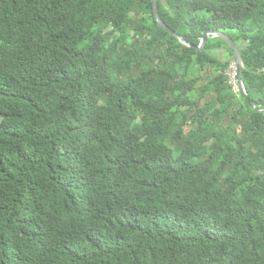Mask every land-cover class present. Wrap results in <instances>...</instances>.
Segmentation results:
<instances>
[{"label":"trees","instance_id":"1","mask_svg":"<svg viewBox=\"0 0 264 264\" xmlns=\"http://www.w3.org/2000/svg\"><path fill=\"white\" fill-rule=\"evenodd\" d=\"M158 10L0 0V264H264V0Z\"/></svg>","mask_w":264,"mask_h":264},{"label":"water","instance_id":"2","mask_svg":"<svg viewBox=\"0 0 264 264\" xmlns=\"http://www.w3.org/2000/svg\"><path fill=\"white\" fill-rule=\"evenodd\" d=\"M153 5H154V10H155V16L157 19L158 24L160 25V27H162L165 31H167L168 33L176 36L184 45L188 46V47H192L191 45H189L188 43H186V41L184 40V38L182 36H180L179 34H177L176 32H174L172 29H170L160 18L159 16V10H158V0H153ZM210 37H214V38H220L222 40H224L229 47L234 51L235 53V57H236V66L239 72V81L242 87H244L245 89V95H247L246 92V88L243 82V71L245 69L243 61H242V57H241V53L239 50L238 45L232 40V38L224 33H218V32H213V31H206L205 32V36L203 39V42L201 44V46H199L197 49L199 51H202L203 48L206 46L208 40ZM255 109L261 113H264V110H259V108L257 106H254Z\"/></svg>","mask_w":264,"mask_h":264},{"label":"rangeland","instance_id":"3","mask_svg":"<svg viewBox=\"0 0 264 264\" xmlns=\"http://www.w3.org/2000/svg\"><path fill=\"white\" fill-rule=\"evenodd\" d=\"M222 58H228V55L225 51H222ZM236 63H232L231 64V67H230V70L228 71V75H229V78H230V84L232 85V87L234 88L235 87V90L234 91H239V83L240 81L238 82V77H236Z\"/></svg>","mask_w":264,"mask_h":264},{"label":"built area","instance_id":"4","mask_svg":"<svg viewBox=\"0 0 264 264\" xmlns=\"http://www.w3.org/2000/svg\"><path fill=\"white\" fill-rule=\"evenodd\" d=\"M236 66V65H235ZM236 77H238V82H239V72H238V69H237V66H236ZM235 90V87L233 88ZM239 91H235V93L239 94V93H245V89L244 87L241 86V84L239 83Z\"/></svg>","mask_w":264,"mask_h":264}]
</instances>
